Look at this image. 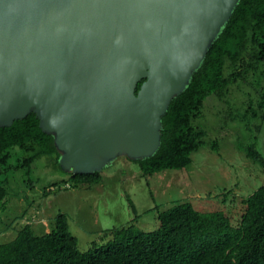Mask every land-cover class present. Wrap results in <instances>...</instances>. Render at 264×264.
Listing matches in <instances>:
<instances>
[{"label":"water","instance_id":"1","mask_svg":"<svg viewBox=\"0 0 264 264\" xmlns=\"http://www.w3.org/2000/svg\"><path fill=\"white\" fill-rule=\"evenodd\" d=\"M238 3L0 0V128L34 113L67 173L154 156Z\"/></svg>","mask_w":264,"mask_h":264},{"label":"trees","instance_id":"2","mask_svg":"<svg viewBox=\"0 0 264 264\" xmlns=\"http://www.w3.org/2000/svg\"><path fill=\"white\" fill-rule=\"evenodd\" d=\"M239 84L255 89L257 99L255 105L251 99L245 114L237 113L232 119L240 118L248 125L259 120V132L264 125V0H239L189 86L173 99L163 116L158 151L150 158L130 159L143 177L148 180L161 172L188 168L207 134L195 125L207 99L214 96L225 101L231 87ZM239 148L264 172V156L256 144ZM16 150L22 155L13 165ZM42 157H49L62 170L54 137L42 131L34 113L0 128V172L30 169ZM68 177L77 188H91L103 180L102 171L71 172ZM7 196L8 189L1 182L0 212L7 209ZM243 203L238 225L224 210L203 212L191 203H182L158 212L157 230L144 232L131 224L106 233L84 252L70 233L67 217L61 214L44 235H35L26 224L15 239L1 243L0 264H264V184ZM107 236L109 241L104 243Z\"/></svg>","mask_w":264,"mask_h":264},{"label":"rangeland","instance_id":"3","mask_svg":"<svg viewBox=\"0 0 264 264\" xmlns=\"http://www.w3.org/2000/svg\"><path fill=\"white\" fill-rule=\"evenodd\" d=\"M251 99L255 105L256 91L245 84L232 86L225 101L207 99L202 117L195 121L207 133L204 144L183 170L161 172L147 180L137 164L122 156L102 170V182L91 188L72 186L69 173L55 167L49 157L30 169L3 170L0 183H5L8 196L7 209L0 212V244L15 239L26 224L35 235H44L64 214L84 252L106 233L131 224L153 232L160 226L158 212L182 203L203 212L224 210L238 225L244 198L264 184L263 169L239 148L256 144L264 156V125L257 132L259 120L248 125L232 119L249 110ZM13 155L15 165L22 152Z\"/></svg>","mask_w":264,"mask_h":264}]
</instances>
